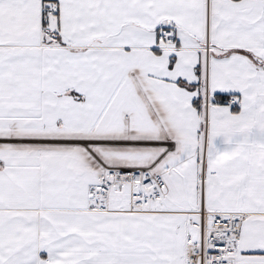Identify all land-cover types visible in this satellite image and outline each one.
Listing matches in <instances>:
<instances>
[{
    "label": "snow or ice",
    "instance_id": "obj_1",
    "mask_svg": "<svg viewBox=\"0 0 264 264\" xmlns=\"http://www.w3.org/2000/svg\"><path fill=\"white\" fill-rule=\"evenodd\" d=\"M0 264H264V0H0Z\"/></svg>",
    "mask_w": 264,
    "mask_h": 264
}]
</instances>
